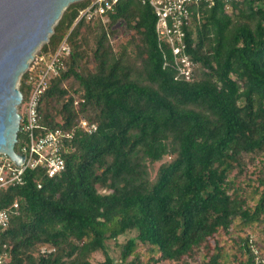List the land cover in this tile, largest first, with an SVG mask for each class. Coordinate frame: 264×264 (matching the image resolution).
I'll list each match as a JSON object with an SVG mask.
<instances>
[{
  "label": "trees",
  "instance_id": "trees-1",
  "mask_svg": "<svg viewBox=\"0 0 264 264\" xmlns=\"http://www.w3.org/2000/svg\"><path fill=\"white\" fill-rule=\"evenodd\" d=\"M91 1L64 10L20 79L27 98L29 77L67 38L71 54L38 104L39 132L72 133L65 169H28L3 194L1 206L17 202L19 213L0 230L1 264H254L249 237L264 233V0L232 14L220 1L192 8L191 80L177 76L149 5L120 0L80 18ZM119 24L129 38L117 50ZM24 142L20 130L16 152Z\"/></svg>",
  "mask_w": 264,
  "mask_h": 264
},
{
  "label": "built area",
  "instance_id": "built-area-1",
  "mask_svg": "<svg viewBox=\"0 0 264 264\" xmlns=\"http://www.w3.org/2000/svg\"><path fill=\"white\" fill-rule=\"evenodd\" d=\"M120 0H92L90 5L81 13L91 21L103 17L112 10ZM144 5H149L156 16V33L160 40L166 41L172 53L173 65L178 77L191 80L195 76L196 63L187 52L185 26L193 17L192 8L204 3L212 7L217 1L225 6V11L232 14L234 6L244 0H138ZM71 54V46L65 38L57 51L51 56L48 64L41 70L38 76H30L28 83L32 88L27 98L23 95L22 102L17 105L21 115L20 130L25 134V142L20 152L25 157L22 164H17L5 153H0V230L7 228L13 216L18 215L19 205L2 207L1 198L11 187L20 186L25 181V173L28 169H42L48 177H54L65 169L63 149L67 140L72 138V133L61 128L39 132L38 104L40 98L49 86V81L55 77L65 65V59ZM29 69V68H28ZM27 69V70H28ZM26 70V71H27ZM25 106V111L20 113L19 108ZM86 132L96 130L95 124H89L82 119L79 123ZM250 247L254 254V264H264V257L254 243L253 236L249 239ZM7 259L6 255L0 256V264Z\"/></svg>",
  "mask_w": 264,
  "mask_h": 264
},
{
  "label": "water",
  "instance_id": "water-1",
  "mask_svg": "<svg viewBox=\"0 0 264 264\" xmlns=\"http://www.w3.org/2000/svg\"><path fill=\"white\" fill-rule=\"evenodd\" d=\"M82 0H0V153L18 165L21 115L17 105L23 94L17 87L38 47L48 42L64 10Z\"/></svg>",
  "mask_w": 264,
  "mask_h": 264
},
{
  "label": "rangeland",
  "instance_id": "rangeland-1",
  "mask_svg": "<svg viewBox=\"0 0 264 264\" xmlns=\"http://www.w3.org/2000/svg\"><path fill=\"white\" fill-rule=\"evenodd\" d=\"M118 28H119V31H120V29H121V31H120V33H119V34L113 39V41H112L114 47H115L117 50L119 49V45H120L121 43L125 42V41L129 38V35H128L127 33L124 32V30H123V28H122V25L119 24V25H118ZM45 43H47V42H45ZM43 44H44V43H43ZM43 44H42L40 47H38V49L36 50L34 56H36L37 54H39V52H40V50H41ZM31 62H32V60L30 61V63H31ZM25 72H26V71H25ZM25 72H24V73H25ZM24 73H23V74H24ZM23 74H22V75H23ZM22 75H21V77H22ZM21 77H20V79H21ZM19 85H20V80H19V82H18V84H17V87H18V88H19ZM19 111H20V113L24 112V111H25V106L20 107V108H19ZM155 167L157 168L158 165H156ZM134 235H135V233H131V234H127L126 236H122V237L120 238V242L124 243V242L126 241L127 238H129V237H133ZM250 236H253V238H254L255 241L258 240V242H263V243H264V233H262L261 231L256 232V235H255V234H250ZM249 239H250V237H249ZM115 256H117V252L115 253ZM103 258H104L103 255L100 254V253H98V254H96V256H95V261L102 260Z\"/></svg>",
  "mask_w": 264,
  "mask_h": 264
},
{
  "label": "bare ground",
  "instance_id": "bare-ground-1",
  "mask_svg": "<svg viewBox=\"0 0 264 264\" xmlns=\"http://www.w3.org/2000/svg\"><path fill=\"white\" fill-rule=\"evenodd\" d=\"M31 60H29V62H30Z\"/></svg>",
  "mask_w": 264,
  "mask_h": 264
}]
</instances>
